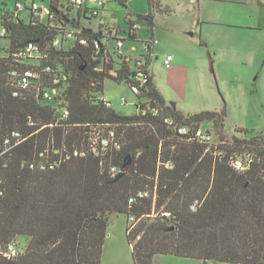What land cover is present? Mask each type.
Instances as JSON below:
<instances>
[{
    "label": "trees",
    "instance_id": "16d2710c",
    "mask_svg": "<svg viewBox=\"0 0 264 264\" xmlns=\"http://www.w3.org/2000/svg\"><path fill=\"white\" fill-rule=\"evenodd\" d=\"M48 6L56 27L38 23L33 15L26 21L17 7L0 22V37L4 29L2 38L9 41L0 50V264H100L109 220L119 215L136 220L126 230L134 264H155L167 255L264 264V134L243 128V138L218 144L190 140L178 132L180 127L210 132L204 123L211 122L224 135L225 112L184 115L157 89L150 57L147 82L139 87L133 64H106V47L100 52L95 47L106 37L113 47L108 35L125 34L135 19H125L126 30L104 27L96 32L92 13L72 0L67 7L60 0H50ZM141 18L152 37L151 13ZM130 37L145 43L140 30L132 28ZM30 44L41 55L38 64L17 56ZM27 72L39 79L29 78L24 86ZM106 80L137 87L138 99L150 100L152 112L118 114L101 100ZM63 108L69 111L66 119ZM91 127L101 129L103 137L115 131L120 148L110 145L104 155H96ZM127 156L131 164L124 168ZM235 161L245 169L237 170ZM144 193L148 196L140 197ZM19 236L27 237L26 248ZM13 242L20 254L7 258L2 251Z\"/></svg>",
    "mask_w": 264,
    "mask_h": 264
},
{
    "label": "rangeland",
    "instance_id": "374dc122",
    "mask_svg": "<svg viewBox=\"0 0 264 264\" xmlns=\"http://www.w3.org/2000/svg\"><path fill=\"white\" fill-rule=\"evenodd\" d=\"M32 1L0 0V22L4 13H15L18 3ZM60 1L64 7L68 6V0ZM104 1L100 15L106 21L123 31L128 28L125 19L130 16L140 26L144 39L151 32L148 22L141 17L151 13L153 36L159 43L156 46L159 55L155 53L150 65L154 83L165 100L175 102L184 115L225 112L224 135L213 123H204L205 128L215 132L216 144L231 141L233 136L243 138L244 134L239 132L243 128L264 134V0ZM42 3L49 5L50 0ZM87 4L100 9L93 1ZM20 17L28 19L27 12H21ZM245 25L252 29L242 28ZM8 44V39L0 37V50ZM168 54L173 57L170 69L164 65ZM103 94L118 114H138L137 98L125 83L106 80ZM129 223L124 215L109 220L100 264H134L126 235ZM17 241L21 248H26L29 242L25 236L17 237ZM155 264H204V261L167 255L158 257Z\"/></svg>",
    "mask_w": 264,
    "mask_h": 264
},
{
    "label": "built area",
    "instance_id": "2783aa9c",
    "mask_svg": "<svg viewBox=\"0 0 264 264\" xmlns=\"http://www.w3.org/2000/svg\"><path fill=\"white\" fill-rule=\"evenodd\" d=\"M89 1H93L96 4H98V6L100 7V9L98 8H91L89 7V5L87 4ZM72 2L76 3L78 6H75L77 8L81 7V9H83L84 11L86 9L89 10V12H91L92 14V19L94 22V24L92 23V29L96 32H98L101 28L104 27H109L110 30H115L117 28L116 25H112L110 24L108 21H106L104 19L103 16L100 15L101 11L104 10L105 7V1L104 0H72ZM17 13H21L26 11L28 16L33 15L36 19V21L38 23L41 24H49L50 26L56 27L55 22L57 19H54L55 15L54 13L51 11L50 7L48 5L43 4L42 2H40L39 0H33L32 2H30L29 4H21L18 3L17 4ZM28 19H26L27 21ZM58 27V26H57ZM130 28H134L136 30H140V26L138 24H135L134 26H130ZM131 29L129 31H127L125 34H117V33H112L108 36H110L112 42H113V47L108 46V44L106 43L107 41V37L106 39H104V44H100L98 41H95V47L98 49V52H100L104 47H106V50L102 51V54L105 56L103 58L104 62L106 64H109L111 60H113L114 62H119L121 63L122 61H126L129 62L130 64L134 65V72L136 71V75H135V80L138 82V86L139 87H143L144 84L147 82V75L145 73V66L147 63V57L151 58V61L154 57V49L158 44V40L154 38V36L149 37L145 40V43L143 45H139L134 43L132 40V38L130 37V33H131ZM6 30H2L1 32V36L5 37L6 36ZM75 33H78L77 30H75ZM73 33L72 32H68L67 36L68 37H72ZM82 44L87 45V41L86 40H81ZM128 47V49H126ZM108 49V50H107ZM35 51H37L35 53ZM109 55V56H108ZM18 57L24 58L25 56H28L32 59H30L34 64H38L41 58V55L38 53V48L36 45L34 44H30L27 46L26 50L20 52L18 55ZM173 61V57L171 55L167 56L165 61H164V65L167 69L171 68V63ZM136 66V69H135ZM101 70V69H100ZM14 76H17V73L14 72L13 73ZM111 75L113 77H117L118 73L116 72V70H112L111 71ZM29 78H33V80L39 79L38 74L33 73V72H27L24 77L22 78V83L24 86L28 85L29 83ZM55 83L58 82L57 79L54 80ZM130 88V87H129ZM131 91L133 92V94L136 96L137 98V102L135 104V106L137 107L138 113L140 114H146L147 112L151 111L152 112V108H151V101L148 99H143V100H139L138 99V95L140 94V90L136 87V88H130ZM54 93H56V90H54ZM45 97L50 99L51 95L50 93H45ZM101 100L106 103V105L108 107H111V101L105 96L103 95L101 97ZM154 111V110H153ZM69 116V111L67 108H63L62 110V114L61 117L62 119H66ZM166 123L171 126L173 125V120L168 119L166 120ZM91 129H93V132L90 133L91 135V147L93 149V151L95 152L96 155H104L105 151H107L108 147L110 145H113L115 148H120V145L118 142H116L115 138H116V134L115 131H111L110 134L106 137L102 136V130L97 128V127H91ZM178 132L180 134L183 135H190V140H196L200 143L203 144H212L214 143V137L210 132H207L204 129H199L198 131H195L194 133H189V130L185 127H180L178 129ZM17 136V134H14ZM100 140V141H99ZM75 155H81V156H85L86 153H78L76 152ZM233 165L236 167L237 170L243 171L245 169V167L243 166V164L241 162L235 161L233 162ZM42 169H45L46 166H42ZM49 168L53 169L55 168L54 165H50ZM111 172L113 174H117L118 170L116 167H112L111 168ZM148 196L147 193L144 194H140V197H146ZM131 202H133V199H131ZM198 208V202L194 203L191 206V210L192 211H196ZM162 216H165L166 218H170L171 217V213L170 212H163ZM131 225L136 223V220L134 217H130L129 219ZM133 226H131L132 228ZM3 255L7 258H14L17 255L20 254V250L18 249V246L15 242L10 243L6 246V249L2 251Z\"/></svg>",
    "mask_w": 264,
    "mask_h": 264
},
{
    "label": "water",
    "instance_id": "95a60500",
    "mask_svg": "<svg viewBox=\"0 0 264 264\" xmlns=\"http://www.w3.org/2000/svg\"><path fill=\"white\" fill-rule=\"evenodd\" d=\"M40 1H45V0H40ZM131 164V157L130 156H127L126 157V161H125V163H124V168H126V167H128L129 165ZM123 175H124V173L122 172V173H119L116 177H115V179H114V181H118L119 179H121L122 177H123ZM204 264H208L207 262H204Z\"/></svg>",
    "mask_w": 264,
    "mask_h": 264
},
{
    "label": "crops",
    "instance_id": "0c3cea01",
    "mask_svg": "<svg viewBox=\"0 0 264 264\" xmlns=\"http://www.w3.org/2000/svg\"><path fill=\"white\" fill-rule=\"evenodd\" d=\"M242 28H244V29H252V26H250V25H245V26H242ZM159 44V43H158ZM157 44V45H158ZM158 52V54H157V56L159 55V51H156V47H155V49H154V56H155V53H157ZM161 52V51H160ZM167 56H169V54L167 55ZM166 56V57H167ZM166 57L164 58V61H165V59H166Z\"/></svg>",
    "mask_w": 264,
    "mask_h": 264
}]
</instances>
